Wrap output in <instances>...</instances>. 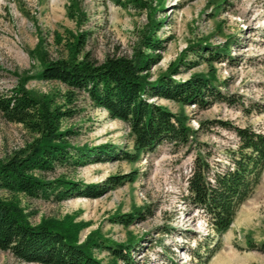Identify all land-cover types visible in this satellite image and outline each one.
<instances>
[{"label": "rangeland", "instance_id": "obj_1", "mask_svg": "<svg viewBox=\"0 0 264 264\" xmlns=\"http://www.w3.org/2000/svg\"><path fill=\"white\" fill-rule=\"evenodd\" d=\"M152 30L163 47L156 51L160 60L151 67L150 79L177 58L195 60L188 54L192 44L202 42L213 49L228 45L220 61L181 67L175 78L210 74L218 92L234 102L215 100L199 108L151 98L186 117V126L194 131L189 151L163 142L130 161L101 157L75 169L56 165L47 175L61 174L97 188L108 176H134L98 196L74 193L57 201L0 191V198L17 204L32 224L55 219L76 225L81 243L90 236L109 245L136 240L130 252L134 264H264V169L219 241L209 231L204 214L185 200L197 147L208 150L212 167H219L227 164L225 150L237 143L234 132L209 122L220 120L264 133V0H0V96L21 81L35 96L62 102L66 87L37 76L39 54L45 52L52 59L68 56L76 36L84 33V50L99 62L111 55L131 56ZM71 106L76 113L62 121V128L73 127L74 144L110 143L132 152L127 125L93 106L86 93H77ZM200 122L203 125L198 127ZM35 136L0 113V161ZM135 210L143 217H134L129 224L114 220ZM91 252L102 264H125L114 262L105 247L94 245ZM0 264L39 263L23 262L0 250Z\"/></svg>", "mask_w": 264, "mask_h": 264}, {"label": "trees", "instance_id": "obj_2", "mask_svg": "<svg viewBox=\"0 0 264 264\" xmlns=\"http://www.w3.org/2000/svg\"><path fill=\"white\" fill-rule=\"evenodd\" d=\"M161 2L162 0H158ZM161 6L159 9H163ZM157 26L156 29H160ZM147 33L131 56L111 55L103 61L95 60L84 50L85 34H78L68 56L49 58L38 55L41 68L38 77L44 81H57L66 87L65 99L56 103L45 96H35L24 87V82L0 96V113L11 122H20L36 134L23 148L6 155L0 161V191L22 193L29 198L57 201L74 193L98 196L107 188L133 180L127 174L108 176L102 187L86 185L64 175H47L56 165L73 169L101 157L133 160L142 153L153 151L166 142L176 149L192 147L194 131L185 124L183 114H175L151 98H164L182 106L195 104L209 107L215 100L233 103L230 95H223L215 87L210 74L193 73L176 79L181 67L191 68L200 61H220L228 45L210 48L197 42L189 46L188 54L195 60L181 58L171 62L156 78L150 79V69L160 60L163 44ZM86 93L90 103L107 115L125 123L131 138L132 152L121 151L110 143L88 146L76 145L71 138L73 127L62 128V121L76 113L71 106L77 93ZM220 127L234 132L237 143L224 152L226 165L212 167L210 152L197 147L187 177V204L199 209L208 229L217 241L227 231L239 206L252 194L264 169V133L251 127H239L228 122L213 120ZM203 124L200 122L198 127ZM117 216L114 220L129 224L134 217H143L140 210ZM76 225L55 219L30 223L17 204L0 198V250L9 251L23 262L39 264H102L91 252L96 245L105 247L112 259L134 264L130 252L136 240L106 244L91 236L78 242ZM210 233L207 237H210ZM216 242L215 244H217Z\"/></svg>", "mask_w": 264, "mask_h": 264}]
</instances>
